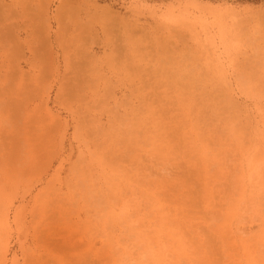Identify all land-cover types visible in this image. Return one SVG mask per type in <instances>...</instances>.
Segmentation results:
<instances>
[{"label":"rangeland","instance_id":"1","mask_svg":"<svg viewBox=\"0 0 264 264\" xmlns=\"http://www.w3.org/2000/svg\"><path fill=\"white\" fill-rule=\"evenodd\" d=\"M0 264H264V0H0Z\"/></svg>","mask_w":264,"mask_h":264}]
</instances>
